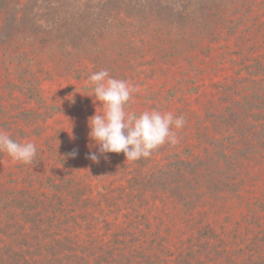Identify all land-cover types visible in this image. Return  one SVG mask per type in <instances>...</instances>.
Here are the masks:
<instances>
[{
	"label": "trees",
	"instance_id": "trees-1",
	"mask_svg": "<svg viewBox=\"0 0 264 264\" xmlns=\"http://www.w3.org/2000/svg\"><path fill=\"white\" fill-rule=\"evenodd\" d=\"M159 60L185 65L191 86L174 88L206 93L204 113L185 108L179 143L150 157L89 159L103 105L83 73L133 80L125 110L141 113L133 96H150L133 78ZM45 61L75 80L45 94ZM226 62L235 85L211 80ZM0 130L37 147L30 164L0 151V264H264L244 257L264 229L216 231L201 210L241 189L246 160L264 164V0H0Z\"/></svg>",
	"mask_w": 264,
	"mask_h": 264
},
{
	"label": "rangeland",
	"instance_id": "rangeland-1",
	"mask_svg": "<svg viewBox=\"0 0 264 264\" xmlns=\"http://www.w3.org/2000/svg\"><path fill=\"white\" fill-rule=\"evenodd\" d=\"M217 51H220V49L218 48ZM49 61H45L44 65L45 68H49L50 70L47 74H51L54 78H47L44 79L42 82V89L45 90V94L47 95H49L50 93L54 94L55 91L57 92L60 91L61 88H65V86L68 85V80H75L74 78L70 77L71 74L57 76V73H55L56 65ZM229 65V62H226L223 65H219L225 66V68L222 70L216 67L217 70H215L214 72H216L217 74H214V78H212L211 80L215 82L228 81L235 85L237 82L234 83L232 77L234 76L237 79L238 77L236 75H232L233 70L230 69ZM183 66L185 68V65L180 63L175 66H173V64L167 65L163 63V60H159L158 64L153 67L152 72L150 67L148 71V73H150L149 76L142 75L146 74L142 73L137 78H133L139 82V88L142 89V93H145V91L143 90L145 89L147 91V94L150 96L148 98H139L136 97L137 95L133 96L135 97L134 99L136 100V105H138L139 107L138 110L143 112L145 110L157 109L161 112H172L174 115L179 116L184 112L185 108H190L193 111H198L197 113L199 114H195L197 118L200 114H203L204 111L202 107L201 110H199V107L200 104L206 106L209 104L208 95L206 93L200 94V92L194 91L195 88L194 90L192 88V90L190 91V93L187 94V96H179L178 92L174 88V86L176 85L181 86L182 89L184 88L186 90L189 86H191V84L187 83L185 80V74H183V72L186 69L183 70ZM43 73L44 71H42V74ZM242 73L243 72H241V76ZM77 74L78 73L74 74V76H76ZM83 74L86 77V79L84 80V84H86L88 82V77L91 74ZM211 80L209 78L208 82L210 83ZM131 81L132 82H130V84L132 86H135L136 84H134V81ZM204 89H209L208 83L207 86L202 88V90ZM214 89L216 90V88ZM217 95L218 100L220 101L219 94ZM170 96L174 97L170 98ZM213 96L216 99V95L213 94ZM146 101H148V106L143 105V102ZM152 104H154L156 107L149 108V106ZM30 106H32L30 103L25 104V107ZM219 125L220 121L218 125H213V130L217 129L219 131ZM230 126L231 130L239 129L236 132H239L240 129H244V125L234 124ZM196 127H198V124L196 118H193L190 126L187 127V129L190 130V133L194 136ZM220 127L222 129L225 128L224 125H220ZM173 131L177 134H180V132L183 131V128H173ZM196 143L197 140H194L191 145ZM260 165L261 166H258L256 164H253V162L246 160L245 163L241 167H239V174L237 177V180H241V178H244L243 184L241 185V189L237 192H234L233 194H229L228 192L223 193V196L214 200V205L211 203V200L208 199L207 203L201 208V210L207 211L206 220L214 223L213 225L216 231H224V229H226V226H228L229 228L232 227V230L238 228V230H240L241 232L246 231L247 234L249 233L250 229H264V209H262V207L256 204L247 205V200L251 199V201H254L256 198L255 196H257V194H262L264 192V164ZM259 167L260 169L258 170ZM89 169H91V167H87L86 171ZM256 177L258 178L255 179ZM243 215L245 216V219H243L239 224H237V221L240 220ZM226 217H230V219H226ZM241 242L244 244L242 239ZM263 244L264 242L261 243V246L260 244H253L251 246H248L246 250L248 252V255H245L244 257H251L252 254V256L254 257H256L257 255L259 259L263 258Z\"/></svg>",
	"mask_w": 264,
	"mask_h": 264
},
{
	"label": "clouds",
	"instance_id": "clouds-1",
	"mask_svg": "<svg viewBox=\"0 0 264 264\" xmlns=\"http://www.w3.org/2000/svg\"><path fill=\"white\" fill-rule=\"evenodd\" d=\"M88 83L93 88L95 100L103 105V113L96 112L88 118L90 145L88 158L98 162L101 155L123 153L128 161L150 157L153 150L165 143L176 145L179 139L175 129H182L186 123L183 115L145 110L139 114L126 111V106L137 91L126 80L117 79L106 69L92 73ZM95 147L96 151H91ZM0 151L6 152L13 161L30 164L37 147L33 142L14 140L8 132L0 130ZM78 154V150L69 153Z\"/></svg>",
	"mask_w": 264,
	"mask_h": 264
}]
</instances>
